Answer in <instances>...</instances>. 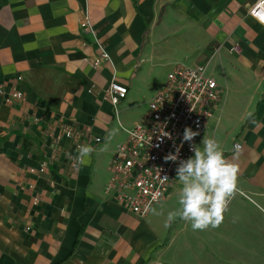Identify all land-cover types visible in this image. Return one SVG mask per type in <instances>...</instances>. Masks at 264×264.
Returning a JSON list of instances; mask_svg holds the SVG:
<instances>
[{"label":"crops","instance_id":"crops-1","mask_svg":"<svg viewBox=\"0 0 264 264\" xmlns=\"http://www.w3.org/2000/svg\"><path fill=\"white\" fill-rule=\"evenodd\" d=\"M254 1L0 0V83L26 96L0 95V264H179L168 252L182 236L195 241L194 264H264V24L248 14ZM86 12L93 31L81 28ZM185 22L192 42L170 46L166 31ZM99 43L112 62L95 67ZM212 49L208 73L225 93L197 146L218 141L238 166L237 191L218 227L151 234L160 209L139 220L105 194L110 159L174 65ZM155 67L169 69L136 109ZM113 78L128 87L117 111L103 94ZM61 117L101 139L76 169L51 160ZM181 187L176 179L160 203L177 205Z\"/></svg>","mask_w":264,"mask_h":264},{"label":"built area","instance_id":"built-area-1","mask_svg":"<svg viewBox=\"0 0 264 264\" xmlns=\"http://www.w3.org/2000/svg\"><path fill=\"white\" fill-rule=\"evenodd\" d=\"M248 14L261 22L258 17L264 15V2L255 0L248 8ZM80 25L85 31H93L92 20L87 12ZM231 51L241 52L240 44L235 43ZM111 62L107 47L99 43V52L93 59V65L100 67ZM208 69L209 61L196 65L176 63L161 88L149 101L147 112L142 119L130 128L122 126L126 137L113 151L109 163L110 177L104 192L125 211L137 217H147L157 203L168 199L169 190L176 181L178 161L165 162L164 157L170 153L174 154L177 148L180 159L194 155L189 142L182 139L184 129L190 127L199 132L193 141L197 145L225 93L223 86L208 73ZM18 79H22V76H18ZM103 94L117 111L119 103L127 97L128 87L113 78ZM0 95L8 102L21 101L26 97L20 89H8L2 83ZM57 128V133H51L54 142L51 160L64 156L65 162L73 169L78 168L84 158L78 148H91L94 141L101 140L92 135L90 128H81L72 119L61 117ZM161 129L170 133L172 138L164 137L161 141ZM64 140L72 142L78 152L73 149L66 151ZM234 148L240 149L241 144H234ZM48 162L49 160L43 162L36 171L44 173ZM165 177L167 179H164ZM236 191L227 198L226 208ZM38 201L39 197L36 196L35 202Z\"/></svg>","mask_w":264,"mask_h":264},{"label":"clouds","instance_id":"clouds-1","mask_svg":"<svg viewBox=\"0 0 264 264\" xmlns=\"http://www.w3.org/2000/svg\"><path fill=\"white\" fill-rule=\"evenodd\" d=\"M258 19L264 23V15H260ZM198 135L199 132L190 127H186L183 132L182 139L189 142L190 150L194 153L192 157L180 159L179 148L174 154L164 157L165 162L178 161L176 179L182 185L178 193L180 207L168 213L166 227L177 218L190 222L193 231L218 227L223 220L227 198L236 191L238 166L226 159L216 139L204 136L202 147L193 143ZM164 137L172 138L170 133L161 129V141ZM78 151L85 156L92 149L80 146Z\"/></svg>","mask_w":264,"mask_h":264},{"label":"rangeland","instance_id":"rangeland-1","mask_svg":"<svg viewBox=\"0 0 264 264\" xmlns=\"http://www.w3.org/2000/svg\"><path fill=\"white\" fill-rule=\"evenodd\" d=\"M184 25L187 28L181 27V26H175L174 28H171L170 30H167L166 33H168V39L167 42H169L170 46H178V45H183V44H190L187 42H192L193 38L188 34L190 27L188 24L185 22ZM190 25V24H189ZM171 31V32H170ZM192 33L195 34V32L192 30ZM211 49V48H210ZM208 50V49H207ZM214 51L213 49L211 52H206L203 53L201 56L202 60L201 62H207L209 61V67H213L214 62H211L214 56ZM168 67H155L151 73H147L146 76L147 78L144 81H147V89L146 86L144 87V90L139 93L140 99L142 101H138V105H140L138 108H142L143 105L145 104V99L148 94V90H150V87L158 83L164 75H166V72L168 71ZM149 86V87H148ZM121 108V107H120ZM121 110V109H120ZM238 200V198H235L234 201ZM173 202H167L165 204L157 203L151 210L153 211L155 209H160L159 213H154V216L149 219L148 226L150 227L149 232L152 234L153 232L157 233V235H163L165 231L167 232V236L169 234L170 229L174 230H179L188 225V228L191 230V224L190 222H185L179 218H177L174 222H172L169 226H165V221L167 219V215L169 212L176 210L177 208L180 207L179 204L173 205ZM164 208V209H163ZM150 212V214H151ZM149 214V215H150ZM139 220H144L147 218L143 217H137ZM143 232V230H142ZM146 233V232H145ZM171 237V236H170ZM185 236L180 237V239L177 240V242L173 245L171 251L168 252V254L172 253L169 257L172 258V255L175 256V261L177 263H182V264H194L192 261V254L194 253V247H195V241H193L192 236H190V241L191 243H186L183 239ZM181 240V241H180ZM171 243V240L168 242ZM163 251H161L162 253ZM167 254V255H168ZM155 260H160L161 262L164 260L163 256L159 259V254H155V256L152 257ZM159 262V261H158Z\"/></svg>","mask_w":264,"mask_h":264},{"label":"trees","instance_id":"trees-1","mask_svg":"<svg viewBox=\"0 0 264 264\" xmlns=\"http://www.w3.org/2000/svg\"><path fill=\"white\" fill-rule=\"evenodd\" d=\"M99 142H101V140Z\"/></svg>","mask_w":264,"mask_h":264}]
</instances>
